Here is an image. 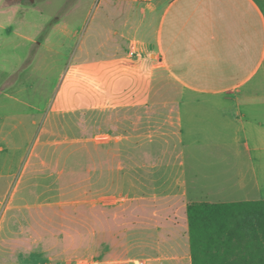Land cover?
I'll return each mask as SVG.
<instances>
[{
  "label": "rangeland",
  "instance_id": "obj_1",
  "mask_svg": "<svg viewBox=\"0 0 264 264\" xmlns=\"http://www.w3.org/2000/svg\"><path fill=\"white\" fill-rule=\"evenodd\" d=\"M148 1L0 0V166L12 173L0 185V264L132 255L131 207L111 203L129 195L113 191L116 156L149 124L122 105L177 103L182 91L133 52ZM117 73H129L124 95Z\"/></svg>",
  "mask_w": 264,
  "mask_h": 264
},
{
  "label": "crops",
  "instance_id": "obj_2",
  "mask_svg": "<svg viewBox=\"0 0 264 264\" xmlns=\"http://www.w3.org/2000/svg\"><path fill=\"white\" fill-rule=\"evenodd\" d=\"M138 12L133 52L182 91L177 103L122 105L149 124L116 156L113 191L129 195L111 203L131 207L132 255L101 251V264H192L190 203L264 200V0H149ZM115 80L124 95L129 73ZM11 177L0 166L3 190Z\"/></svg>",
  "mask_w": 264,
  "mask_h": 264
},
{
  "label": "trees",
  "instance_id": "obj_3",
  "mask_svg": "<svg viewBox=\"0 0 264 264\" xmlns=\"http://www.w3.org/2000/svg\"><path fill=\"white\" fill-rule=\"evenodd\" d=\"M192 264H264V200L192 202Z\"/></svg>",
  "mask_w": 264,
  "mask_h": 264
}]
</instances>
